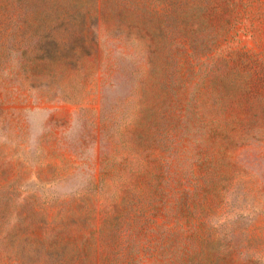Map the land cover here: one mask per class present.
Returning <instances> with one entry per match:
<instances>
[{
	"label": "rangeland",
	"instance_id": "1",
	"mask_svg": "<svg viewBox=\"0 0 264 264\" xmlns=\"http://www.w3.org/2000/svg\"><path fill=\"white\" fill-rule=\"evenodd\" d=\"M0 264H264V0H0Z\"/></svg>",
	"mask_w": 264,
	"mask_h": 264
}]
</instances>
